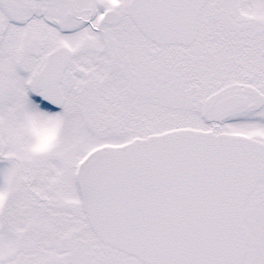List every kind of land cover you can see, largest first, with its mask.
<instances>
[{
    "label": "snow or ice",
    "instance_id": "snow-or-ice-1",
    "mask_svg": "<svg viewBox=\"0 0 264 264\" xmlns=\"http://www.w3.org/2000/svg\"><path fill=\"white\" fill-rule=\"evenodd\" d=\"M0 264H264V0H0Z\"/></svg>",
    "mask_w": 264,
    "mask_h": 264
}]
</instances>
